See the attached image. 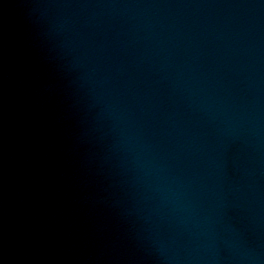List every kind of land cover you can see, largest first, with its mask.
<instances>
[{
	"label": "water",
	"instance_id": "1",
	"mask_svg": "<svg viewBox=\"0 0 264 264\" xmlns=\"http://www.w3.org/2000/svg\"><path fill=\"white\" fill-rule=\"evenodd\" d=\"M0 264H264V0H0Z\"/></svg>",
	"mask_w": 264,
	"mask_h": 264
}]
</instances>
